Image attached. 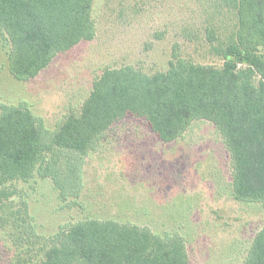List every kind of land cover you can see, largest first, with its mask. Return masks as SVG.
<instances>
[{"label": "trees", "instance_id": "trees-1", "mask_svg": "<svg viewBox=\"0 0 264 264\" xmlns=\"http://www.w3.org/2000/svg\"><path fill=\"white\" fill-rule=\"evenodd\" d=\"M201 35L219 65L173 54L164 71L131 65L106 68L76 113L52 131L28 104L0 102V228H13L15 264H191L176 231L115 219L84 218L49 237L37 234L18 184L49 180L60 201L78 206L86 158L108 130L128 117L144 121L163 143L194 121L213 124L229 156L230 196L264 206V0H194ZM93 0H0V43L19 82L35 78L53 58L95 36ZM25 202V203H24ZM242 264H264V225Z\"/></svg>", "mask_w": 264, "mask_h": 264}, {"label": "rangeland", "instance_id": "rangeland-1", "mask_svg": "<svg viewBox=\"0 0 264 264\" xmlns=\"http://www.w3.org/2000/svg\"><path fill=\"white\" fill-rule=\"evenodd\" d=\"M95 36L56 55L35 78L16 81L8 72V47L0 43V102H25L54 130L79 111L93 80L106 68L131 65L147 74L164 71L175 53L195 63L219 65L201 35L194 0H93ZM78 206L58 199L49 180L18 184L12 212L23 201L41 237L84 218L115 219L176 231L191 264H242L264 206L230 196L229 156L212 123L194 121L183 136L163 143L138 118L113 125L89 154ZM24 202V203H25ZM18 247L11 226L0 228V264H15Z\"/></svg>", "mask_w": 264, "mask_h": 264}]
</instances>
